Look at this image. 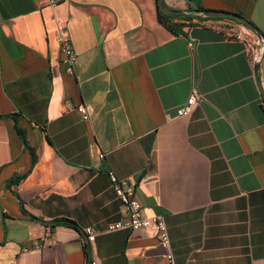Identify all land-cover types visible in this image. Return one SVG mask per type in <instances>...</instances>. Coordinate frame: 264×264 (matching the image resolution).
Wrapping results in <instances>:
<instances>
[{
  "label": "crops",
  "instance_id": "crops-1",
  "mask_svg": "<svg viewBox=\"0 0 264 264\" xmlns=\"http://www.w3.org/2000/svg\"><path fill=\"white\" fill-rule=\"evenodd\" d=\"M189 4L235 13L264 37V0ZM157 10V0H0V264H85L87 226L97 264H169L168 252L172 264H264L256 35L212 20L173 35ZM258 74L264 81V54ZM107 170L133 181L145 216L163 217L169 249L152 229L105 233L125 216Z\"/></svg>",
  "mask_w": 264,
  "mask_h": 264
},
{
  "label": "built area",
  "instance_id": "built-area-1",
  "mask_svg": "<svg viewBox=\"0 0 264 264\" xmlns=\"http://www.w3.org/2000/svg\"><path fill=\"white\" fill-rule=\"evenodd\" d=\"M56 28L57 43L59 45V52L62 56L61 64L69 75H73V64L76 60V55L71 48L65 27L59 23L57 24ZM249 33V30L243 27V32H240V34L238 33L237 37H245ZM188 46L193 48L194 43L190 42L188 43ZM263 51L264 39L256 37L252 42H248V56L251 57V61L253 63L256 61H260L261 63ZM260 86L261 105H264V81H260ZM199 98V96L192 95L182 106L176 110V116L178 118H187ZM76 111L81 115L83 121H87L89 119V112L84 105H79L76 108ZM98 158L100 160H104V154L100 153ZM106 174L112 193L122 205L125 211V216L119 221L110 223L106 227L105 233H112L116 231H128L130 233H136L138 231L152 229L159 244L169 249L170 240L163 217H147L144 215L142 207L135 197L133 181L131 179H119L111 170H107ZM82 234L84 235L85 239V264H97V262L90 256L88 251L92 249V245L94 244L98 233L93 227L87 226L83 227ZM23 251H26V249H23ZM166 260L169 264H172L173 255L171 252H168L166 255Z\"/></svg>",
  "mask_w": 264,
  "mask_h": 264
},
{
  "label": "trees",
  "instance_id": "trees-1",
  "mask_svg": "<svg viewBox=\"0 0 264 264\" xmlns=\"http://www.w3.org/2000/svg\"><path fill=\"white\" fill-rule=\"evenodd\" d=\"M188 2V8L184 10V12L187 13L186 16H169L160 13L157 10V19L158 22L163 25L171 34L173 35H183L185 34V29H189L193 26L201 25L205 21H226L229 24L232 25H241L238 22L227 19V18H207L201 16L205 9L200 7L199 5H191L189 4V0H186ZM250 57V56H249ZM251 59V57H250ZM262 109H264V105L261 106ZM17 133L25 147H27V143L25 140L24 134L17 129ZM57 223H61L66 226L74 227V224L71 221L68 220H60L57 221Z\"/></svg>",
  "mask_w": 264,
  "mask_h": 264
},
{
  "label": "water",
  "instance_id": "water-1",
  "mask_svg": "<svg viewBox=\"0 0 264 264\" xmlns=\"http://www.w3.org/2000/svg\"><path fill=\"white\" fill-rule=\"evenodd\" d=\"M163 3H164V0H157V7H158V11L160 13L165 14V15H169V16H186L187 15V13L184 11L166 8V7H164ZM201 16L207 17V18H227V19L234 20V21L238 22L239 24H241L242 26H244L249 31H251L254 35H256L257 38L264 39L263 35L251 23H249L246 19H244L243 17H241L235 13L206 10L202 13ZM263 54H264V51L262 53L261 59L263 57ZM254 64H255L254 77H255L256 83H257V85L261 91L260 79H259V74H258L260 61H256V62H254Z\"/></svg>",
  "mask_w": 264,
  "mask_h": 264
}]
</instances>
